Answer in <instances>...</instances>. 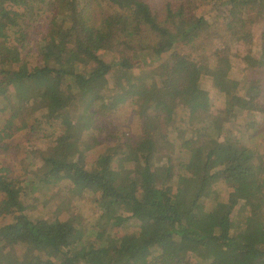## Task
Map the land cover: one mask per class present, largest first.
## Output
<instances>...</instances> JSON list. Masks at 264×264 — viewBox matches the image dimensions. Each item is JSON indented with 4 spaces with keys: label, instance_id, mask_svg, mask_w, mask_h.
<instances>
[{
    "label": "trees",
    "instance_id": "16d2710c",
    "mask_svg": "<svg viewBox=\"0 0 264 264\" xmlns=\"http://www.w3.org/2000/svg\"><path fill=\"white\" fill-rule=\"evenodd\" d=\"M191 1L211 3L215 20L190 13ZM252 13L264 21V0H0V155L20 131L27 166L18 178L0 165V264H264V158L226 137L211 139L208 149H186V161L175 163L182 148L176 151L161 121L189 94L178 76L194 60L177 45L193 47L207 32L248 38ZM42 21L36 47L31 35ZM261 40L258 67L264 29ZM33 46L39 62L18 67ZM227 49L212 74L226 94L240 85L229 76ZM140 61L161 64L167 76L134 73ZM107 84L110 107L126 100L135 107L134 146L125 136H98L112 131L98 117ZM250 93L243 111L263 112L259 91ZM92 133L93 145H81ZM101 143L105 150L89 159ZM60 183L90 194L92 225L58 211L50 221L28 214L24 187ZM207 199L213 205L206 213Z\"/></svg>",
    "mask_w": 264,
    "mask_h": 264
},
{
    "label": "rangeland",
    "instance_id": "374dc122",
    "mask_svg": "<svg viewBox=\"0 0 264 264\" xmlns=\"http://www.w3.org/2000/svg\"><path fill=\"white\" fill-rule=\"evenodd\" d=\"M189 10L190 13L193 12L197 16L204 15L211 22L215 20L214 15L216 13L209 2L202 5L200 3L198 7L196 2L191 1ZM250 16L254 23L250 28L251 35L248 38L234 34L225 39L218 34L207 32L193 44V47L177 45L179 52H186L191 55L194 64L189 70L178 76L189 92L187 100L174 110L171 109L168 117L161 118L163 130L176 145V151L182 148L180 156L176 154L175 163L186 161L188 157L186 149L190 151L197 147L208 149L211 147V139L218 138L219 141H224L226 137H235L238 143L247 148L252 158L257 156L264 158V111L247 112L241 108L242 98L247 95L249 89L251 93L248 96H253L259 91L255 102L264 107V66L258 67L254 61L261 52V34L264 29V21L258 19H263V17L256 16L255 13ZM51 19L52 16H49L47 21L50 23ZM44 30L45 23L42 21L31 35V45L35 43L37 47L36 42H39ZM35 46L31 51L25 50L22 53V61L17 64L18 67L29 70L39 62ZM224 46L228 47L229 76L240 81L239 90L228 94L219 92L214 87L212 79L217 58L220 57L219 54ZM103 58L109 62L116 60V56L111 53H104ZM138 72L154 75L160 81L167 76L166 71L157 62L153 65L147 61L146 63L137 62L134 73ZM106 93L110 96L108 84L106 92L105 89L102 91L103 102L97 104L98 117L103 125L111 127L112 131L108 133L101 131V135L99 133L98 136L102 137V141H109L108 134L125 136L123 142L127 143L126 146H134V142L140 133L139 117L135 113V107L128 100L110 107L108 105L110 100ZM0 122L2 123V121ZM26 122L30 125L31 119H27ZM23 135L22 132L16 131L10 142L12 150L8 149V152L0 155V165L10 167L11 174L18 178L27 170L26 164L20 163V159L23 158L21 153L26 148V144L22 141L19 142L18 138ZM94 142V133L88 134L86 139L80 140V144L84 146L93 145ZM105 148L106 144L104 143L101 145L94 144V150L89 151V159L96 157ZM18 178L15 179L19 180ZM24 190L23 193H27L25 200L29 210L28 214L33 219L50 221L54 219L56 211H58V217L62 219L70 218L82 226L93 224L92 220L96 215V208L89 193L71 187L67 183H60L55 187L41 185L39 189L33 192H31L33 188L30 187H24ZM212 205V199L205 200L204 211L209 212ZM0 221L4 220L0 218ZM16 252L17 249H11L9 251L10 257L15 258Z\"/></svg>",
    "mask_w": 264,
    "mask_h": 264
}]
</instances>
